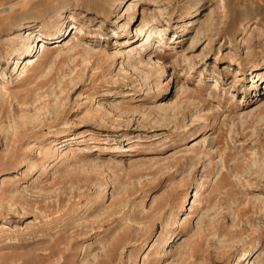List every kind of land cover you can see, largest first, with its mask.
I'll use <instances>...</instances> for the list:
<instances>
[{
	"label": "rangeland",
	"instance_id": "1",
	"mask_svg": "<svg viewBox=\"0 0 264 264\" xmlns=\"http://www.w3.org/2000/svg\"><path fill=\"white\" fill-rule=\"evenodd\" d=\"M0 264H264V0H0Z\"/></svg>",
	"mask_w": 264,
	"mask_h": 264
}]
</instances>
